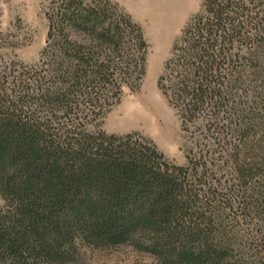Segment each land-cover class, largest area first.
Masks as SVG:
<instances>
[{
    "label": "trees",
    "instance_id": "obj_1",
    "mask_svg": "<svg viewBox=\"0 0 264 264\" xmlns=\"http://www.w3.org/2000/svg\"><path fill=\"white\" fill-rule=\"evenodd\" d=\"M45 18L37 65H0V264H75L79 246L264 264V0H202L172 43L157 85L184 165L99 129L145 75L141 27L112 0Z\"/></svg>",
    "mask_w": 264,
    "mask_h": 264
},
{
    "label": "rangeland",
    "instance_id": "obj_2",
    "mask_svg": "<svg viewBox=\"0 0 264 264\" xmlns=\"http://www.w3.org/2000/svg\"><path fill=\"white\" fill-rule=\"evenodd\" d=\"M52 0H0V65L18 62L37 65L45 45L47 20L45 12ZM148 0H112L137 23L148 44L145 75L137 89L123 87L119 102L105 115L99 129L109 135L136 133L151 140L159 152L177 165H184V152L189 146L180 122L158 88V78L169 57L174 39L187 20L194 15L202 0H189L184 11L166 14L164 10L147 8ZM150 124L139 121L131 128L130 109L144 108ZM90 131L93 128L89 129ZM0 197V210H4ZM264 259V255H263ZM151 257L128 246L94 249L79 246L75 264H150Z\"/></svg>",
    "mask_w": 264,
    "mask_h": 264
},
{
    "label": "bare ground",
    "instance_id": "obj_3",
    "mask_svg": "<svg viewBox=\"0 0 264 264\" xmlns=\"http://www.w3.org/2000/svg\"><path fill=\"white\" fill-rule=\"evenodd\" d=\"M189 0H148L145 5L147 8H152L153 10H164L166 14H176L184 11L187 7ZM147 103H145L144 108H132L129 111L131 114L132 121L124 125L125 128H131L135 126L139 121L146 122V124H150V121L146 117V112H148Z\"/></svg>",
    "mask_w": 264,
    "mask_h": 264
}]
</instances>
